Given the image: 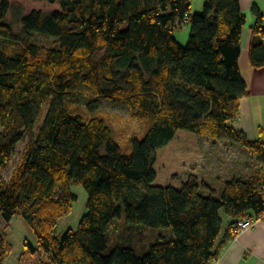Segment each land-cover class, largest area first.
I'll use <instances>...</instances> for the list:
<instances>
[{"label":"trees","instance_id":"obj_1","mask_svg":"<svg viewBox=\"0 0 264 264\" xmlns=\"http://www.w3.org/2000/svg\"><path fill=\"white\" fill-rule=\"evenodd\" d=\"M44 1L58 8L24 15L0 1V172L25 144L10 180L0 179V222L21 211L38 242L26 241L29 252L49 264H212L223 214L234 227L264 214V142L235 126L248 94L240 0H205L201 13L192 0ZM252 13L249 62L263 69L264 14L257 3ZM187 23L182 45L175 31ZM104 100L147 123L127 148L100 115ZM203 136L249 151L250 175L220 188L187 175ZM72 186L86 190L88 212L56 236L78 200ZM123 214L128 225L114 241L110 225ZM133 225L172 234L139 255L119 246L143 239ZM9 250L0 223V264Z\"/></svg>","mask_w":264,"mask_h":264},{"label":"rangeland","instance_id":"obj_2","mask_svg":"<svg viewBox=\"0 0 264 264\" xmlns=\"http://www.w3.org/2000/svg\"><path fill=\"white\" fill-rule=\"evenodd\" d=\"M1 1V0H0ZM13 3L20 4L22 6V13L28 14L32 10H40L44 13H49L58 8V6L49 5L44 0H10ZM205 0H192V12L201 13L204 9ZM9 23L17 25L14 16L10 15L8 18ZM18 30L20 27L15 26ZM191 26L187 23L183 25L181 29L175 31V37L182 45H186L189 40ZM37 41L46 47H53V40L46 37H37ZM1 49V43H0ZM100 115L108 120L109 125L114 131L116 139L125 147H128L129 140L137 137L141 138L147 130V123L142 118H134L127 107L112 103L109 101H103V106L100 111ZM200 144L203 151L200 159L191 165L188 169V173H195L199 175L202 180L208 181L212 186H218V181L224 182L237 173V170L241 168V172L249 170L248 165L252 162L253 157L249 151L238 150L240 148L238 144H232L227 141H217L214 139L203 136L200 140ZM25 144H20L16 154L14 155L8 169L0 172V179L9 181L12 173L18 164L20 156L22 154ZM241 163V164H240ZM242 165V167L240 166ZM215 187V186H214ZM219 188V187H218ZM72 192L78 196V200L73 203L71 211L68 215L63 216L57 225L56 236L63 235L67 230H77L79 223L83 216L88 212V194L82 186H72ZM224 213V212H223ZM1 230L6 239V243L10 246L9 253L3 264H49L44 255L38 253L33 255L29 252L26 246L28 241L33 246L37 247V237L31 230L27 221L22 216L20 211L12 221L7 224L1 221ZM128 225L125 218V214L121 218L114 220L109 231L113 237V240H117V235L123 232L124 226ZM135 232L144 233L143 239L135 240V244H119L121 247L134 248L139 255H144L148 252L149 248L161 241L166 234L171 233V229H152L143 225H133ZM140 242V243H139Z\"/></svg>","mask_w":264,"mask_h":264},{"label":"crops","instance_id":"obj_3","mask_svg":"<svg viewBox=\"0 0 264 264\" xmlns=\"http://www.w3.org/2000/svg\"><path fill=\"white\" fill-rule=\"evenodd\" d=\"M254 3L259 5L264 14V0H240L241 9L247 16V25L242 34V52L239 62L242 77L248 87V94L241 100L240 117L235 126L249 140L264 142V68L254 69L249 62V49L253 42L251 26L256 19L252 13ZM238 150L246 151L243 148ZM253 163L248 165L249 170L246 172H241V168L237 170L236 176H249L253 170ZM203 181L210 184L205 179ZM217 181L219 185L214 186L220 188L222 180ZM234 223V219L223 214L222 233L215 249L217 259L212 264H264V221L239 234L235 233Z\"/></svg>","mask_w":264,"mask_h":264},{"label":"built area","instance_id":"obj_4","mask_svg":"<svg viewBox=\"0 0 264 264\" xmlns=\"http://www.w3.org/2000/svg\"><path fill=\"white\" fill-rule=\"evenodd\" d=\"M255 216H248L242 220H240L237 225H235V233L239 234L242 233L246 230H249L256 226L259 222L264 221V214L261 215L260 217H255Z\"/></svg>","mask_w":264,"mask_h":264}]
</instances>
